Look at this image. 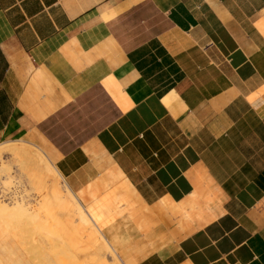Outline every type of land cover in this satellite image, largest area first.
<instances>
[{"label": "crops", "instance_id": "0c3cea01", "mask_svg": "<svg viewBox=\"0 0 264 264\" xmlns=\"http://www.w3.org/2000/svg\"><path fill=\"white\" fill-rule=\"evenodd\" d=\"M3 141L122 264H264V0H0Z\"/></svg>", "mask_w": 264, "mask_h": 264}, {"label": "rangeland", "instance_id": "374dc122", "mask_svg": "<svg viewBox=\"0 0 264 264\" xmlns=\"http://www.w3.org/2000/svg\"><path fill=\"white\" fill-rule=\"evenodd\" d=\"M20 144H24V143L19 142V141L0 142V205H1L0 206L1 208L0 218L2 217V215L3 217L6 216L4 214L7 211H13L14 209L15 210L21 209L20 211L16 210V215L19 213L18 214L19 218L17 217V219L14 220L12 223L4 222V221H1L2 219H0L1 221L0 230H2L1 233H3L4 236H6L5 239L8 238L7 241H9V245L8 243L7 245L9 247L8 246L7 247L9 248V250L10 249L12 250V251L11 250L6 251L4 250L3 247H1L0 264H2L3 262H4L3 264H7V262L8 264H42L43 261H45V264H53V263L62 264L61 261L63 262V264H65L66 262L67 263L69 262L68 264H70V262H73V258H71L72 251L65 246L63 247V245L64 244L66 246L72 245L71 241L66 239L67 241L63 240L64 242L62 241L59 243L53 242V241L49 242L48 238L46 237V232L44 230V227L46 226V224L48 225L50 222L49 212L52 207L50 204L53 198L51 182H49L48 179L38 178V176H36L37 172H35L36 170H34L32 166L25 164L22 161L14 158V155H12L9 149L14 146H18ZM25 145H28V144H25ZM27 168L29 170H27ZM55 172L57 171L55 170ZM59 188L63 192L64 196L68 194L70 196H73L74 194L73 192L70 191L64 178L60 180ZM77 199L79 203L85 208V204H84L85 201L84 200L81 201L80 198L78 197ZM18 206H20L21 208ZM85 211L90 216L86 208H85ZM58 216H57L58 221L62 219V221L57 222V224H59V229L60 230L62 229L63 235H66V236L69 235L73 237L74 235L77 234V236L81 237V235L83 234V231L80 228V222L78 221L76 217H72L73 214L68 215V221L66 222H65L64 213L63 214L58 213ZM50 223L52 224V222ZM91 224H92V227L97 232H99L92 222ZM40 227L42 228L40 229ZM85 231H87V233H90L91 229L88 228ZM59 232L61 233V231ZM66 236L64 237L66 238ZM101 237L103 238L102 235ZM72 241H74V239ZM38 242L41 244L43 242L44 243L41 245ZM31 244H33V246ZM37 245H40V246H37ZM108 247L110 248L109 245ZM110 249L106 250L98 246V248L95 249L96 250L95 254L91 257L92 259H94L93 264H114L116 260L115 258L117 256H114V254L111 252L112 249L111 250ZM69 250H70V253H69ZM59 251L60 253H58ZM65 251H67L69 255H67L68 253L63 254L65 253ZM9 252L10 254H8ZM55 253H58L56 254L57 255L56 257H55ZM7 255L10 259L12 258L13 260H8L9 258L7 257ZM62 255L65 258H63ZM47 257L49 258V260ZM79 257L81 261H84L86 259L82 255H79ZM62 258L63 260H61ZM67 258L68 259L71 258V259L67 260ZM64 259L66 262L64 261ZM4 260H6L7 262ZM117 261H119L118 258H117Z\"/></svg>", "mask_w": 264, "mask_h": 264}, {"label": "bare ground", "instance_id": "6f19581e", "mask_svg": "<svg viewBox=\"0 0 264 264\" xmlns=\"http://www.w3.org/2000/svg\"><path fill=\"white\" fill-rule=\"evenodd\" d=\"M9 151L12 153V155H14V158L22 161L25 164H28V165L32 166L34 168V170H36L35 172H37L36 176H38V178L48 179L49 182H51L53 198H52V201H51V204H50L52 207H51V210H50L49 214H50V222H52V224L49 222V224L48 225L46 224V226L44 227V230L46 232V237L48 238V241L49 242L53 241V242H57V243L62 242L63 240L64 241H67V240L71 241L72 245H67V246L65 244L63 245V247L65 246V247L69 248L72 251V257L71 256L70 257L73 258V262H70V264H93L94 263V259H92L91 257L95 254V252H96L95 249L98 248V246L100 248L102 247V248H104L106 250H109L110 248L107 245L108 243L105 242V240L101 237L99 232H97L92 227L89 215H87L85 209L79 204V202L74 197V195L70 196L68 194V195L64 196L63 192L60 190V188H59L60 180L63 179L61 174L59 172H55L54 166L50 163L49 159L37 147L31 146V145L29 146V145H25V144H20L18 146H14V147L10 148ZM27 170H29V169L27 168ZM18 207H20V206H18ZM4 210H2V211H4ZM14 210L5 212L4 215H6V216L3 217V215H2L3 218L2 217L0 218V219H2L1 221L12 223L14 220H16L17 217H18V214H19L18 213L16 215V210L20 211L21 209L20 210L16 209L15 212H14ZM27 213H28V211H27ZM58 213H60V214L64 213L65 214V216H64L65 217V222L68 221V215L69 214H73L72 217H76L78 219V221L80 222V228L83 231V234L81 235V237L77 236V234L74 235L73 237L69 236V235L66 236V235L62 234L63 231H62V229L61 230L59 229V224H57V222H61L62 221V219H60L58 221V218H57ZM0 227H1V224H0ZM41 228L42 227H40V229ZM88 228L91 229L90 233H87V231H85ZM3 231H4V229H3ZM5 231H6V229H5ZM41 231H43V230H41ZM59 231H61V233ZM1 232H2V230H0V249H1V247H3L4 250L10 251L11 249L9 250V248H8L9 247L8 246L9 245V241H7L8 238L5 239L6 236H4V234L1 233ZM64 236H66V238ZM73 239H74V241H72ZM7 243H8V245H7ZM32 243H34V242H32ZM38 243H36V244H38ZM39 244H41V243H39ZM31 245L33 246V244H31ZM37 246H40V245H37ZM24 250H26V249H24ZM70 250H69V253H70ZM111 252L114 254V256H116L115 253L113 252V250ZM11 253H13V252H11ZM58 253H60V251ZM58 253H55V257L57 256L56 254H58ZM67 253L68 252L65 251V253H63V254H67ZM69 253L67 255H69ZM8 254H10V252ZM79 255L84 256L86 259L84 261H81ZM7 257H8V255H7ZM62 257H63V255H62ZM60 258H61V256H60ZM63 258H65V257H63ZM63 258L61 260H63ZM71 258H69V259L67 258V260H70ZM115 259L116 260H115L114 264H122L119 261H117V257ZM8 260H13V259L9 258ZM48 260H49V258H48ZM4 261H6V260H4ZM64 261H65V259H64ZM43 263L45 264V261H43ZM61 263L63 264L62 261H61ZM68 263L66 262L65 264H68ZM7 264H8V262H7Z\"/></svg>", "mask_w": 264, "mask_h": 264}]
</instances>
